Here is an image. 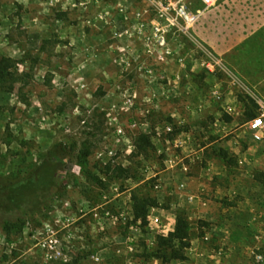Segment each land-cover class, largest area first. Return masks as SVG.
Wrapping results in <instances>:
<instances>
[{"label": "rangeland", "instance_id": "rangeland-1", "mask_svg": "<svg viewBox=\"0 0 264 264\" xmlns=\"http://www.w3.org/2000/svg\"><path fill=\"white\" fill-rule=\"evenodd\" d=\"M81 1L0 0V60L12 65L0 83V184L2 195L16 204L11 212L0 206V264H264V130L256 140L242 101L251 97L264 114V0H222L210 10L200 0H187L190 12L202 17L186 35L170 36L174 55L153 78L137 68L140 55L131 57L135 61L128 72L118 65L122 55L114 51L112 35L126 23L117 1L86 0L85 7ZM150 1L129 0V6L148 10L147 18L154 19ZM99 13L108 15V24L89 27L86 21ZM141 60L151 64L147 57ZM134 93L136 106L120 121L135 154L119 148L115 167L108 159L98 160L115 141L108 114L124 109V96ZM165 123L174 124V135H158ZM133 124L137 128L131 130ZM189 134L196 146L216 142L227 169L220 186L227 193L237 191L222 199L203 192L205 187L196 191L210 212H224L217 222H208L200 211L191 216L187 204L179 209L177 186L163 179L167 159L183 158L167 140ZM143 137L151 142L146 152L139 150ZM206 160L195 158L193 173L205 169ZM47 163L54 166L49 185L32 195L13 188L33 184ZM118 167L130 169V176L115 174ZM147 167L156 177L150 179ZM259 186L263 190L255 191ZM115 188L156 199L159 206L150 213L172 229L177 215L186 214L197 252L189 248L185 261H165L158 256L159 237L148 226L135 232L105 224L102 230L92 214L83 218L101 206L116 214ZM239 207L253 216L243 230H230L226 237L210 233L211 225L216 231L230 226ZM49 230L57 240L52 246ZM150 239L155 246L148 245Z\"/></svg>", "mask_w": 264, "mask_h": 264}, {"label": "built area", "instance_id": "built-area-1", "mask_svg": "<svg viewBox=\"0 0 264 264\" xmlns=\"http://www.w3.org/2000/svg\"><path fill=\"white\" fill-rule=\"evenodd\" d=\"M103 0H92L95 4H101ZM120 13L122 14L123 22L126 25L116 28L113 31L112 39L116 42L114 51L122 55L118 61L119 67L122 72H128L133 68L134 55H140V62L138 67L142 73L150 78L156 75V71H164L170 59L174 55V51L171 48L169 42L170 36H177L180 34L186 35L201 19L202 13L193 14L189 10L187 0H151L152 12L154 13V19H148V10L131 11L129 6V0H116ZM222 0H200L207 10L216 8ZM52 4V1H51ZM89 3L86 0L80 2L81 7L87 6ZM109 22L108 15L105 13H99L93 19L86 21L89 27L99 28L102 25H106ZM120 45H118V44ZM125 55L130 57L126 58ZM147 57L150 59L151 64L144 63L141 59ZM178 61L184 64L186 59L178 57ZM136 63V62H135ZM211 68V66H207ZM124 101L126 107L124 109H117L116 111L108 114L111 128L114 130L115 141L110 146H105V149L98 154V160L105 161L108 159V163L112 166L119 165L117 157L119 154V148L126 147V154H135L136 147L129 140L126 128L122 125L120 118L123 114H131L130 112L136 106L137 94L125 95ZM149 114V112H147ZM249 129L253 132V136L256 140L261 141L264 130V114H261L257 119L248 123ZM131 130L137 128V124L129 126ZM158 135L172 136L175 133V126L172 123H165L162 127L157 129ZM167 143L175 149H182L184 147L183 141L179 139L167 140ZM181 157H170L166 161L168 168H174L179 163ZM123 168H127L126 164H122ZM149 174L150 179L156 177L152 175V171L147 167L144 171ZM157 189L160 186H156ZM185 186H181L180 190H184ZM115 197L119 200V209L114 214L106 206H101L93 209L90 213H85L83 218H86L88 214H92V220L94 223L104 229L105 224H121L125 228L128 227L130 231L139 232L142 228L141 221L136 222L134 216V201L133 197L128 192H122L119 188L114 189ZM197 200L203 201L202 194L190 198L191 202ZM204 202V201H203ZM155 211V210H154ZM131 222L133 224H131ZM149 230L157 237L168 236L174 229L171 225H166L163 219L151 212L148 216ZM50 244L55 245L57 240L53 230L48 231ZM205 241H209L208 235L204 238ZM128 242H134V238L130 237ZM155 239L148 241L149 246H155ZM219 256H223V251L218 253ZM96 262H99V258L94 257Z\"/></svg>", "mask_w": 264, "mask_h": 264}, {"label": "crops", "instance_id": "crops-1", "mask_svg": "<svg viewBox=\"0 0 264 264\" xmlns=\"http://www.w3.org/2000/svg\"><path fill=\"white\" fill-rule=\"evenodd\" d=\"M93 42H95L93 40ZM146 121V120H145ZM195 130H201L199 126L194 127ZM179 139V141H183L184 147L181 149L183 158L181 156L179 163L176 164L174 168H169L167 171H165V175H163V179H165L168 182H174V184L177 186V190L179 193V199H178V208L181 209L185 204L189 205L192 214L191 216L195 217L197 215L196 212L202 213L203 216H205L208 220V222H217L221 219V216L219 214H214L213 211L210 212V208H208L209 204L206 203V201L203 199L197 200L195 202H191L190 198H193L197 196V192L199 193L203 188L205 187V190L203 192L209 193L212 198H220L222 199L223 196L226 194L232 195L237 194V191L233 192V190L229 191L228 193L226 190H224L220 184L225 181V178L227 176V169L225 165V161L219 159L218 154V146L216 142L209 143L205 146H196V143H194L195 137L192 138V135H182L179 138H173L172 140ZM198 156H201L202 158L206 157V168L201 169L200 171L195 170V158ZM166 163V162H165ZM240 165H243V161H239ZM237 185L240 184V179H236L234 181ZM181 186H185L184 190H180ZM261 192L263 190V186H259L255 191ZM197 191V192H196ZM252 197V195H250ZM247 206L252 207L253 205L251 202H247ZM154 209V208H153ZM248 209V208H247ZM219 212L218 210H216ZM237 211L238 215L236 214L235 217H233L232 221H228L230 223V226L222 225L220 227L219 231L218 227L211 225V231L210 233H217L219 232L221 236H225L229 233L230 230H233L235 228L239 230L244 229V223L247 222L249 219L248 216L252 219V215L248 214V210H246L245 207H239L238 210H234V212ZM196 213V214H195ZM252 213V210H251ZM233 214V213H232ZM190 216V214H189ZM241 221V224H238V222ZM226 223V222H225ZM175 226L173 229H175ZM239 226V227H238ZM207 235V233H206ZM205 235V236H206ZM227 239V238H226ZM192 249L193 252H197L196 245H198L197 240H191ZM206 253H197L196 255H202L205 256Z\"/></svg>", "mask_w": 264, "mask_h": 264}, {"label": "trees", "instance_id": "trees-1", "mask_svg": "<svg viewBox=\"0 0 264 264\" xmlns=\"http://www.w3.org/2000/svg\"><path fill=\"white\" fill-rule=\"evenodd\" d=\"M10 68H12L10 61H8L7 59L0 60V83L4 84L6 82L8 76V70ZM242 101L244 103L243 116L245 118V121L251 122L257 119L260 115V112L258 111L259 105L256 103V101L251 97L244 98ZM150 146H151L150 138L143 137L139 145V150L141 152H146ZM53 172H54V166L52 165V163H47L40 170L41 176H39L38 180L33 182V184L31 183L25 186L24 184H19L16 186L14 185L13 188L16 189L25 188L26 194L32 195L37 191L38 187L50 184V176L52 175ZM114 173L119 176L129 177L131 174V170L118 167L114 171ZM3 188H4L3 185L0 184V206H3L2 208H4V210L11 212L13 211V208L16 207V204L13 203L15 200L11 199L9 196L4 197L2 195L3 190H1ZM18 194L20 197H23L19 192ZM133 201H134L135 221L136 222L141 221L143 227L147 226L148 216L150 214L151 209L157 208L159 206L157 200L153 199L152 197H145L135 194L133 196ZM22 208H24V206ZM192 238H193L192 225L187 215L184 213L178 214L176 218V226L174 231L171 232L168 236L159 237L158 256L163 258L165 261H172V260L185 261L186 256L184 252L185 250L191 247ZM169 250L171 251V253H169Z\"/></svg>", "mask_w": 264, "mask_h": 264}]
</instances>
